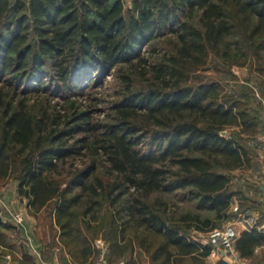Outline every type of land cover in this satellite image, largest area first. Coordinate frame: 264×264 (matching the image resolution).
I'll use <instances>...</instances> for the list:
<instances>
[{
  "label": "trees",
  "instance_id": "16d2710c",
  "mask_svg": "<svg viewBox=\"0 0 264 264\" xmlns=\"http://www.w3.org/2000/svg\"><path fill=\"white\" fill-rule=\"evenodd\" d=\"M242 26L261 38L254 54H264V0H132L129 7L124 0H0V181L17 170L29 207L53 202L63 236L83 245L77 249L83 256L93 250L74 223L78 188L94 206L104 196L113 208L112 246L120 254L125 231L136 225L161 239L154 256L164 264L175 253L208 257L213 246L190 238L150 198L182 190L219 219L238 194L231 175L218 168H240L250 162L249 150L222 132L230 125L254 130L257 118L221 96L217 81L193 84L189 77ZM168 35L174 37L168 49L152 43ZM124 64L143 65L152 76L136 86L122 71L114 116L94 121L76 98ZM29 94H44L49 108L60 98L64 112L31 108ZM87 151L85 167L64 183L54 177ZM195 220L201 231L216 226L210 217ZM0 227H7L1 217ZM260 246L264 230L255 227L234 244L246 259ZM215 264L231 263L222 256Z\"/></svg>",
  "mask_w": 264,
  "mask_h": 264
},
{
  "label": "rangeland",
  "instance_id": "374dc122",
  "mask_svg": "<svg viewBox=\"0 0 264 264\" xmlns=\"http://www.w3.org/2000/svg\"><path fill=\"white\" fill-rule=\"evenodd\" d=\"M124 1L127 7L132 4V0ZM197 14L195 11L196 17ZM172 38V35H168L152 43L168 49ZM260 39L259 36L252 37L245 26L239 27L222 42L219 54L211 55L207 64L192 72L189 77V83L193 84L201 80L217 81L221 96H230L240 101L257 118V128L254 130L246 131L240 125H230L224 129L225 136L233 135L250 154V162H245L240 168L229 171L218 168L231 175L232 189L238 192L224 217L218 219L214 212L199 210L195 201L183 196L182 190L172 194L155 193L150 198L155 207L165 212L171 223L187 230L190 238L203 244H208L210 231L197 229V215L203 219H213L215 228L234 225L238 234L243 229L240 222L243 212L257 211L259 217H264V200L262 191H259V186L264 184V54H254V45ZM148 48L146 46L142 50L146 57L149 56ZM122 71L132 76L136 86L146 83L152 76L143 65H118L97 86L85 89L86 93L76 100L80 109L91 113L94 121H106L114 116L112 105L123 88L120 79ZM27 97L31 108H49L44 94H29ZM50 104V111L64 112L60 98H54ZM138 115L140 119H144L141 112ZM72 142L73 140L70 141ZM91 159L89 151L83 156L69 158L54 177L64 183ZM108 175L102 177L107 179ZM17 177L16 170L0 181V217L7 225L6 228L0 227V264H164L163 259L156 260L154 256L161 239L136 225L125 231L124 238L120 241L122 253L113 249V208L104 196L100 198V204L94 206L91 198L78 188L75 193L81 194L82 198L73 208L74 223L82 235L87 236L93 250L89 256H83L79 251L83 245L78 247L71 238L63 236V230L54 217V203L51 202L40 210L29 207V199L19 193ZM16 214L22 216V225L15 219ZM221 258L218 253L214 255L212 252L205 258L198 254L181 256L175 253L167 264H215ZM226 260L231 264L239 263L234 261V255L227 256ZM251 264H264V248L255 254Z\"/></svg>",
  "mask_w": 264,
  "mask_h": 264
},
{
  "label": "built area",
  "instance_id": "2783aa9c",
  "mask_svg": "<svg viewBox=\"0 0 264 264\" xmlns=\"http://www.w3.org/2000/svg\"><path fill=\"white\" fill-rule=\"evenodd\" d=\"M237 210V207L235 208ZM15 219L17 220L18 224H23V218L20 214L15 215ZM256 218H246V224L251 227L256 226ZM238 236V232L234 225H227L223 228H214L208 233V243L213 246L212 254L218 253L219 256H227V255H234L235 262H239L237 264H242L243 258L238 255L235 251L234 244L235 240ZM225 255H222V253Z\"/></svg>",
  "mask_w": 264,
  "mask_h": 264
},
{
  "label": "crops",
  "instance_id": "0c3cea01",
  "mask_svg": "<svg viewBox=\"0 0 264 264\" xmlns=\"http://www.w3.org/2000/svg\"><path fill=\"white\" fill-rule=\"evenodd\" d=\"M262 185H264V184H262ZM262 185L259 186V191H262L261 196H262V199L264 200V193H263V190L261 188ZM247 212H248V210H247ZM241 216L242 217H240V219H241L240 222L243 226V229L241 231L250 230V229L254 228V227L250 228L248 226V224H246V218H256L257 220H256L255 228H258L260 230H264V217H259V213L257 211H251L250 213L243 212ZM263 248H264V246L258 247L255 251V254L257 255ZM227 256H230V255H227ZM227 256H225V258ZM251 263H252V258L251 259L243 258L242 264H251Z\"/></svg>",
  "mask_w": 264,
  "mask_h": 264
},
{
  "label": "water",
  "instance_id": "95a60500",
  "mask_svg": "<svg viewBox=\"0 0 264 264\" xmlns=\"http://www.w3.org/2000/svg\"><path fill=\"white\" fill-rule=\"evenodd\" d=\"M226 134V131H223L222 132V135H225ZM262 190H263V193H264V185L261 186ZM222 255H225V253L223 252Z\"/></svg>",
  "mask_w": 264,
  "mask_h": 264
}]
</instances>
